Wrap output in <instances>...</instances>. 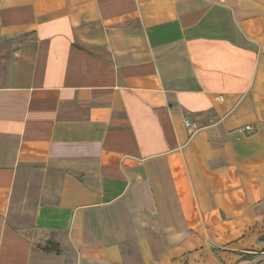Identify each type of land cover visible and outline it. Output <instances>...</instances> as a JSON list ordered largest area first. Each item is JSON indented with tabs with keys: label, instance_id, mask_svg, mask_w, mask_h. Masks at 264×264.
<instances>
[{
	"label": "crops",
	"instance_id": "crops-1",
	"mask_svg": "<svg viewBox=\"0 0 264 264\" xmlns=\"http://www.w3.org/2000/svg\"><path fill=\"white\" fill-rule=\"evenodd\" d=\"M0 264H264V0H0Z\"/></svg>",
	"mask_w": 264,
	"mask_h": 264
},
{
	"label": "built area",
	"instance_id": "built-area-1",
	"mask_svg": "<svg viewBox=\"0 0 264 264\" xmlns=\"http://www.w3.org/2000/svg\"><path fill=\"white\" fill-rule=\"evenodd\" d=\"M184 122H185L186 125L188 124V120L187 119H185ZM240 129L243 132H252L254 127L251 124H248V125L242 126Z\"/></svg>",
	"mask_w": 264,
	"mask_h": 264
}]
</instances>
